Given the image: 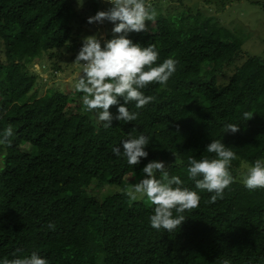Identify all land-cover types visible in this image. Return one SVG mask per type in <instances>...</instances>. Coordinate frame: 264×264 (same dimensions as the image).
Wrapping results in <instances>:
<instances>
[{
  "label": "trees",
  "instance_id": "16d2710c",
  "mask_svg": "<svg viewBox=\"0 0 264 264\" xmlns=\"http://www.w3.org/2000/svg\"><path fill=\"white\" fill-rule=\"evenodd\" d=\"M75 17L71 0H0V138L13 129L11 145H0V262L35 252L48 264H264V189L237 180L242 164L264 159V57L242 53V42L201 12H158L147 32L127 38L155 46L154 66L175 59L176 72L166 85L141 90L155 98L144 108L127 105L137 120L114 119L106 129L100 110L70 98L83 93L35 97L28 66L68 45ZM110 111L118 115L116 106ZM228 123L240 131L225 134ZM141 134L150 143L139 165L113 154ZM214 140L238 159L235 182L209 203L213 193L197 189L187 168L189 157L214 158L206 151ZM151 161L201 197L173 233L153 229L155 206L126 192L127 177L138 178ZM102 185L124 191L99 200L93 192Z\"/></svg>",
  "mask_w": 264,
  "mask_h": 264
},
{
  "label": "clouds",
  "instance_id": "9594fccd",
  "mask_svg": "<svg viewBox=\"0 0 264 264\" xmlns=\"http://www.w3.org/2000/svg\"><path fill=\"white\" fill-rule=\"evenodd\" d=\"M111 4L107 11H100L89 17L88 23L103 24L111 22L113 38L103 43L98 35L86 37L73 65L80 69L81 75L75 84L76 91L83 93L82 104L87 111L100 110L98 118L103 126L112 127L113 120L131 123L137 120L139 113L131 112L127 105L134 102L137 109H142L154 101L153 96H146L142 89L150 84L166 85L176 72L177 61L169 58L156 65L159 53L154 45L142 47L128 39L130 33L147 32L146 22H154L157 12L150 0H106ZM39 71V69H36ZM61 75V73H57ZM121 101L123 103L121 104ZM117 107L118 115L113 116L110 108ZM253 114L244 113V119L250 120ZM225 134L240 131L238 124L228 123L224 126ZM13 135L11 125L0 138V145H11ZM149 138L141 134L137 138L122 141L121 147L113 148V154L121 152L131 166L139 165L142 158L148 157L145 151ZM206 151L214 158L189 157L187 173L200 191L213 193L209 203L223 199L224 192L235 182L230 172L232 161L238 159L232 148L226 147L220 140L208 144ZM164 162H149L141 179L127 190V195L136 200L145 196L153 204L154 214L150 216V225L159 231L163 229L173 233L186 221L184 213L199 207L201 197L196 191L182 187L179 176L169 174ZM159 174L160 178H157ZM244 186L252 191L264 189V159H257L243 179ZM175 213V215H174ZM55 230L54 224H49ZM0 264H48L35 252L30 257L9 260L4 258ZM223 264H230L225 260Z\"/></svg>",
  "mask_w": 264,
  "mask_h": 264
},
{
  "label": "rangeland",
  "instance_id": "374dc122",
  "mask_svg": "<svg viewBox=\"0 0 264 264\" xmlns=\"http://www.w3.org/2000/svg\"><path fill=\"white\" fill-rule=\"evenodd\" d=\"M71 1L76 11V17L72 21V37L68 45L54 50L52 52L53 56L44 55L28 66L29 72L37 77V87L34 90L35 97L43 96L50 89L66 94L75 91V84L82 73L72 63L83 45V40L86 37L98 35L103 46L108 37L113 35L112 29L114 25L111 22L104 21L103 24H89L87 22L89 17H94L97 12L107 11L112 7L111 4L107 3L106 0ZM153 7L157 13L162 12L165 15L187 11L191 15L201 12L205 16H210L242 42V53L264 57V0H156ZM147 23L149 24V22ZM2 48L3 44L1 43L0 57L4 60L5 55ZM37 68L39 71L36 70ZM57 73H61V75L58 76ZM226 78L228 76H225ZM70 96L73 100L82 101L83 94L81 97ZM91 112L94 113L96 111L93 110ZM250 167L248 164L241 165L237 176L239 182L243 183V179ZM127 178L129 182L127 190H129L132 185L146 178V176L142 174L138 178L134 176H128ZM100 188L99 191L93 192V195L99 200L124 191L119 186L102 185ZM142 199L147 198L141 196L137 200Z\"/></svg>",
  "mask_w": 264,
  "mask_h": 264
}]
</instances>
